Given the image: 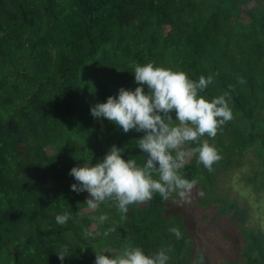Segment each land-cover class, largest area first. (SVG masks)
I'll list each match as a JSON object with an SVG mask.
<instances>
[{"label": "trees", "instance_id": "1", "mask_svg": "<svg viewBox=\"0 0 264 264\" xmlns=\"http://www.w3.org/2000/svg\"><path fill=\"white\" fill-rule=\"evenodd\" d=\"M150 62L192 81L212 76L198 92L208 102L228 93L233 119L214 139L201 138L222 159L209 173L194 156L180 172L197 181L196 208L212 211L200 218L227 217L238 231L242 245L226 264H264V234L244 226L245 208L218 188L220 176L246 165L241 185L256 198L264 194V7L258 0H0V264H61V246L69 254L63 264H94L95 253L139 247L152 255L169 245L168 264H209L182 214L169 208L172 195L130 205L122 220L114 202L84 211L88 193L70 190L76 181L69 171L102 161L113 145L124 148L125 161L143 165L135 142L143 133L125 134L93 118L90 107L121 87L134 90V65ZM64 213L72 218L58 225L55 217ZM100 215L108 217L102 224L92 219Z\"/></svg>", "mask_w": 264, "mask_h": 264}, {"label": "clouds", "instance_id": "2", "mask_svg": "<svg viewBox=\"0 0 264 264\" xmlns=\"http://www.w3.org/2000/svg\"><path fill=\"white\" fill-rule=\"evenodd\" d=\"M133 76L138 85L134 90L119 88L117 95L91 106L90 114L93 118L108 120L125 134L143 133L142 138L135 141L145 158L143 165H137L135 158L125 161L124 148L113 145L102 161L73 167L68 173L76 181L70 190L77 194L88 193L84 203L88 209L95 210L100 204L112 201L122 214V220L127 218L130 205L149 202L154 194H159L164 201L172 193H177L182 200L189 197L197 181L185 179L180 170L195 156L197 166L203 165L209 173L213 172V165L222 156L207 139L201 138L214 139L218 129L233 119L226 102L227 92L211 102L198 96V92L212 83V76H200L198 81H192L182 71L155 67L151 62L134 65ZM239 82L245 81L240 79ZM229 89L234 90L231 85ZM172 113H175V121ZM192 144L196 146L186 147ZM71 218V214L64 213L57 215L55 221L65 225ZM92 219L102 224L108 217L100 215ZM168 230L177 240L183 236L177 227ZM115 231L114 227L109 228L103 235L107 237ZM84 235L91 234L85 232ZM172 250L169 245L145 255L142 248L125 247L115 256L95 253L94 264H168V253ZM56 256L63 264L69 256L67 246H61Z\"/></svg>", "mask_w": 264, "mask_h": 264}, {"label": "rangeland", "instance_id": "3", "mask_svg": "<svg viewBox=\"0 0 264 264\" xmlns=\"http://www.w3.org/2000/svg\"><path fill=\"white\" fill-rule=\"evenodd\" d=\"M264 7V0H258ZM249 3L248 5H251ZM166 31V29H165ZM247 166L236 168L227 174L219 177L218 188L228 194L238 205L246 210L243 225L264 234V194L260 198L253 196L250 191L244 188L239 178L246 171ZM246 173V172H245ZM170 209L182 214L184 224L189 228L196 251H200L209 264H226V261L233 260L234 252L238 251L242 241L235 229V225L229 218L222 217L212 222L201 219V215L207 218L212 216L211 210L200 211L195 206V200L199 197L197 188L186 199H181L177 193H172ZM85 209L84 211H90ZM191 264H199L192 260Z\"/></svg>", "mask_w": 264, "mask_h": 264}]
</instances>
